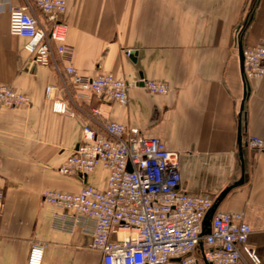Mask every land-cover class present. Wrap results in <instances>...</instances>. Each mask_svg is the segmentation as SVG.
I'll list each match as a JSON object with an SVG mask.
<instances>
[{"label": "crops", "instance_id": "crops-1", "mask_svg": "<svg viewBox=\"0 0 264 264\" xmlns=\"http://www.w3.org/2000/svg\"><path fill=\"white\" fill-rule=\"evenodd\" d=\"M26 1L0 0V84L30 98L27 106L0 108V264H27L35 242L47 244L43 264H102L90 248V226L56 227L61 212L43 194L78 193L85 183L106 189L102 166L87 180L59 172L84 128L101 132L106 121L159 139L177 157L188 194L217 199L244 178L218 210L244 214L252 230L247 246L264 264V148L248 142L264 144V78L248 81L241 112L239 55L240 42L244 49L264 42V0H68L72 53L63 65L88 78L108 73L170 88L166 95L134 88L127 105L89 93L78 98L73 88L57 91L70 115L55 113L46 95L48 86L62 87L59 75L36 64L27 40L10 33L11 10ZM242 264L253 263L243 254Z\"/></svg>", "mask_w": 264, "mask_h": 264}, {"label": "built area", "instance_id": "built-area-1", "mask_svg": "<svg viewBox=\"0 0 264 264\" xmlns=\"http://www.w3.org/2000/svg\"><path fill=\"white\" fill-rule=\"evenodd\" d=\"M67 10L68 0H28L10 13V33L25 38L24 49L32 60L53 69L62 80L61 88L46 89L55 113L72 114L68 102L56 96L57 91L71 88L78 98L89 93L122 105L128 104L134 88L168 94L164 81H130L108 73L88 78L63 65L61 60L72 53ZM244 72L247 81L264 78V42L244 49ZM29 103L26 94L0 84V108ZM248 142L264 148L259 138ZM100 166L108 171L105 190L85 183L78 193L46 191L43 201L60 210L56 227L73 231L80 224L90 226V248L101 254L102 264H242L243 254L261 264L247 246L252 230L242 212L217 210L211 232L204 235V220L216 199L182 190L178 159L159 139L112 121H106L101 132L86 126L80 144L59 172L87 180ZM46 248L47 244L35 242L27 264H43Z\"/></svg>", "mask_w": 264, "mask_h": 264}, {"label": "water", "instance_id": "water-1", "mask_svg": "<svg viewBox=\"0 0 264 264\" xmlns=\"http://www.w3.org/2000/svg\"><path fill=\"white\" fill-rule=\"evenodd\" d=\"M239 55H240V63H241V73L243 76V81H244V86H245L244 98H243V103H242V108H241V112H242L244 110V104H245V101L248 97V91H249L248 81L246 80L245 72H244V48H243L242 42L239 43ZM242 137H243V135H242V122L240 121V124H239V143H240V146H242ZM242 157H243V154L241 153V158ZM243 182H244V178H242L239 182L235 183L234 185H231L228 188H226L218 196V198L215 201L214 206L208 212V214L206 215V218L204 220V235H207L211 232V222H212L213 216L215 215V213L219 209V206L222 203V201L224 200V198L227 196V194L231 190H233L235 187L241 185Z\"/></svg>", "mask_w": 264, "mask_h": 264}]
</instances>
